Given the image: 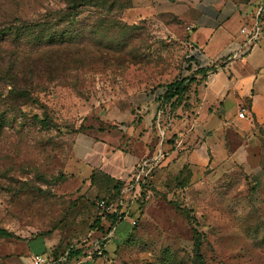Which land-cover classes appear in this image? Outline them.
I'll return each mask as SVG.
<instances>
[{
    "label": "rangeland",
    "instance_id": "rangeland-1",
    "mask_svg": "<svg viewBox=\"0 0 264 264\" xmlns=\"http://www.w3.org/2000/svg\"><path fill=\"white\" fill-rule=\"evenodd\" d=\"M133 1L0 0V64L12 73L0 76V229L11 234H0V264H28L41 241L59 252L105 233L95 208L104 181L73 162V137L139 124L150 108L160 116L148 119L145 152L121 186L128 216L83 264H264V127L246 137L244 157L233 152L242 140L225 133V149L193 171L172 164L183 146L161 124L183 115L161 95L189 78L181 10L202 0H148L145 11ZM219 2L230 13L264 0Z\"/></svg>",
    "mask_w": 264,
    "mask_h": 264
},
{
    "label": "crops",
    "instance_id": "crops-1",
    "mask_svg": "<svg viewBox=\"0 0 264 264\" xmlns=\"http://www.w3.org/2000/svg\"><path fill=\"white\" fill-rule=\"evenodd\" d=\"M148 3L134 0L132 5L145 11ZM184 7L181 11L186 26L185 47L187 44L197 47L194 64L188 70L192 81L182 104L172 110L183 114L180 121L166 117L161 124L170 126L165 137L176 131L178 144L183 146L172 164L187 163L197 171L205 165L209 151L225 149V133L231 132L242 140L233 152L244 157L246 137L258 126L264 127V2L253 9L230 13L225 12L219 0H202ZM254 23L258 24L260 34L249 42L239 28L242 25L249 28ZM239 108H244L242 117L237 115ZM153 114L160 116L156 109L150 108L139 124L123 129L78 131L71 144L73 162L86 173H94L95 178L107 176L111 181L129 182L135 163L145 152L150 130L148 119ZM133 129L137 130L135 141L125 136L126 131ZM167 149H164L166 159H171L175 150ZM120 191L126 195L123 189ZM45 249L41 241V246L31 254Z\"/></svg>",
    "mask_w": 264,
    "mask_h": 264
},
{
    "label": "built area",
    "instance_id": "built-area-1",
    "mask_svg": "<svg viewBox=\"0 0 264 264\" xmlns=\"http://www.w3.org/2000/svg\"><path fill=\"white\" fill-rule=\"evenodd\" d=\"M239 31L246 34L249 42L254 41L260 34V28L257 23L252 24L249 28L242 25ZM197 51V47L193 44H187L184 51V56L187 58L189 65L194 64V55ZM237 115L242 117L244 115V108H239ZM130 187V186H128ZM123 186V191H130V188ZM129 195L119 194L113 200H106L103 197H98L95 200V208L99 211L103 218H105L111 226H109L105 233L96 238H92L89 241L81 239L78 241L68 242L62 249L56 254H50L46 251L34 252L30 255L29 264H83L85 261L92 257L93 253H99L102 248V239L111 236L114 222L126 219L128 211L126 208L129 200ZM108 215H113L114 219L111 221L108 219ZM130 225L134 224L135 219L133 217L127 218Z\"/></svg>",
    "mask_w": 264,
    "mask_h": 264
},
{
    "label": "trees",
    "instance_id": "trees-1",
    "mask_svg": "<svg viewBox=\"0 0 264 264\" xmlns=\"http://www.w3.org/2000/svg\"><path fill=\"white\" fill-rule=\"evenodd\" d=\"M67 6L69 8V6H78L81 5L83 3H86L85 0H66ZM46 22H48V19H44ZM39 22L40 21H35L33 23V26L35 27V30H37V27H39ZM10 28V27H9ZM37 40V39H35ZM53 40V39H52ZM51 40V41H52ZM64 41V40H63ZM54 42V41H53ZM52 42V43H53ZM33 44H38L37 41H33ZM9 70V66H5L4 64L1 65L0 64V76L5 79V76L8 75H12V73H7ZM192 81V77L189 76V78H184V77H180V78H175L172 79L168 82L165 83L164 85V90L162 92V99L164 102H166L167 104L171 105V106H175L177 107L179 104H182V100L184 99V94L187 92L188 88H189V83ZM183 105H186V102L183 103ZM90 177L95 178L94 173L90 174ZM97 179V178H95ZM105 180L108 181L107 185L105 186L104 189L101 190H105L107 194L104 195H100L99 197H103L106 200H113L116 198V196L118 195V192L120 191L121 186L123 185V181L120 180H113L111 181L109 177L105 176L103 177V181L105 184ZM110 191V192H109ZM110 218V220L112 221L114 219L113 215H108V219ZM136 223V218H135V222ZM132 224V225H134ZM0 234L1 235H5V236H10V232L5 231L4 229H0ZM197 234V233H196ZM194 248L197 254V258H199V260H201V255L198 252V243L195 242L194 244ZM103 248H101V251L99 253H93L95 255H101L103 253ZM50 254H56L58 252H54L52 250H44ZM201 264V263H200Z\"/></svg>",
    "mask_w": 264,
    "mask_h": 264
}]
</instances>
